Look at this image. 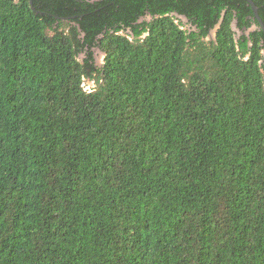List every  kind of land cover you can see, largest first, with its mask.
Instances as JSON below:
<instances>
[{
	"label": "trees",
	"instance_id": "trees-1",
	"mask_svg": "<svg viewBox=\"0 0 264 264\" xmlns=\"http://www.w3.org/2000/svg\"><path fill=\"white\" fill-rule=\"evenodd\" d=\"M0 264H264L248 2L0 0Z\"/></svg>",
	"mask_w": 264,
	"mask_h": 264
},
{
	"label": "rangeland",
	"instance_id": "rangeland-1",
	"mask_svg": "<svg viewBox=\"0 0 264 264\" xmlns=\"http://www.w3.org/2000/svg\"><path fill=\"white\" fill-rule=\"evenodd\" d=\"M183 21L186 23V21L184 19H183ZM214 39H215V34L212 33L210 35V37L208 38V40H214ZM95 58H96V64L99 66L103 62L104 55L100 51H95ZM84 86L86 89H90L93 86V84H92V82L85 81Z\"/></svg>",
	"mask_w": 264,
	"mask_h": 264
},
{
	"label": "water",
	"instance_id": "water-1",
	"mask_svg": "<svg viewBox=\"0 0 264 264\" xmlns=\"http://www.w3.org/2000/svg\"><path fill=\"white\" fill-rule=\"evenodd\" d=\"M244 1L248 2V3L251 5V8H252L253 14H254V16H255V19L259 22V25L261 26L262 31L264 32V25H263L262 21H261L260 18H259L257 8H256L255 5L252 3V1H250V0H244ZM184 20H185V19H184ZM233 29L236 30V25H235V24H233ZM212 33L216 34V30H213ZM212 33H211V34H212ZM97 51H99V50H97Z\"/></svg>",
	"mask_w": 264,
	"mask_h": 264
},
{
	"label": "flooded vegetation",
	"instance_id": "flooded-vegetation-1",
	"mask_svg": "<svg viewBox=\"0 0 264 264\" xmlns=\"http://www.w3.org/2000/svg\"><path fill=\"white\" fill-rule=\"evenodd\" d=\"M258 11V10H257ZM255 17V16H254ZM257 21V20H256ZM258 22V21H257ZM258 24H259V22H258ZM260 26V25H259ZM260 28H261V26H260ZM254 30H256V26H254L252 29H251V31H254ZM261 30H262V28H261ZM211 35V34H210ZM210 37V36H209ZM208 37V38H209Z\"/></svg>",
	"mask_w": 264,
	"mask_h": 264
}]
</instances>
